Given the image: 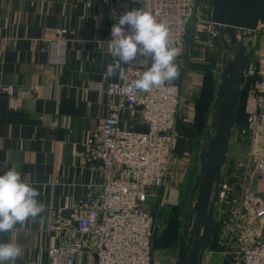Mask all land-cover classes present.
<instances>
[{
    "label": "crops",
    "instance_id": "crops-1",
    "mask_svg": "<svg viewBox=\"0 0 264 264\" xmlns=\"http://www.w3.org/2000/svg\"><path fill=\"white\" fill-rule=\"evenodd\" d=\"M109 13L104 0H0V175L15 167L45 204V212L25 230L0 233V241L14 240L23 248L16 264H47L49 248L84 239L76 231V216L95 206L104 182L101 151L88 140L108 116L106 90H89V84L118 79L105 75L112 61L106 43ZM54 32H62L64 65L50 61ZM188 77L179 84V154L206 132L205 113L200 116L199 103L192 101L200 86L193 80L200 77L194 72ZM8 87L15 90L14 103ZM204 87L210 104L216 92L210 82ZM246 101L247 106L249 97ZM120 128L145 131L140 110L123 112ZM254 189L264 195V185L255 182ZM77 260L93 264L92 246Z\"/></svg>",
    "mask_w": 264,
    "mask_h": 264
},
{
    "label": "built area",
    "instance_id": "built-area-1",
    "mask_svg": "<svg viewBox=\"0 0 264 264\" xmlns=\"http://www.w3.org/2000/svg\"><path fill=\"white\" fill-rule=\"evenodd\" d=\"M200 1L104 0L110 7L109 40L111 28L121 14L145 7L168 25L170 40L184 53ZM262 32L264 17L257 27V35ZM54 35L56 41L52 44L50 61L54 65H64L66 52L62 32H54ZM123 67L127 81L118 78L115 82L89 84V90L105 89L108 95V116L97 136L88 140V145L97 146L101 151L104 182L95 206L76 216V231L84 239L49 248L47 264H80L77 258L89 246L94 252L93 264L153 262L156 219L145 206L151 192L164 186L173 163L181 86L173 81L153 88L150 93L127 92L128 85L145 69L138 62ZM249 81L252 84L248 92L246 122L238 134L241 137L251 133L253 141L259 140L260 154L253 175L241 185V192L245 205L252 209V220L263 229L252 246L226 253L221 264H264V195L254 189L255 182L264 185V53L256 60L252 57L245 85ZM5 92L14 103V88L8 87ZM139 106L143 108L140 114L145 131L121 129L122 113ZM235 131L236 127L234 135Z\"/></svg>",
    "mask_w": 264,
    "mask_h": 264
},
{
    "label": "rangeland",
    "instance_id": "rangeland-1",
    "mask_svg": "<svg viewBox=\"0 0 264 264\" xmlns=\"http://www.w3.org/2000/svg\"><path fill=\"white\" fill-rule=\"evenodd\" d=\"M212 6L213 0L200 1L193 19L196 22L195 44L193 47L188 44L184 53L177 58L180 74L175 80L181 84L185 79L188 80L191 72L199 75L200 80H193L200 83L197 89L199 93L192 101L199 103L200 116L205 113L206 125L203 131L209 130L211 134L216 115L213 111L215 97L210 96L209 104L205 93L207 87L204 86L210 82L212 91L216 92L220 74L227 61L232 58V54L225 49L220 39L217 42L214 40V36L218 34L211 27ZM263 34L262 32L258 35L254 41V60L258 59L260 45L264 44ZM247 86L250 91L249 83L243 90ZM246 102L245 98L241 100L235 135L233 134L227 162L221 173V192L215 208V217L218 220L216 237L205 255L204 264H221L226 253L249 248L262 235L263 227L252 220V209L245 205L241 192V185L253 175L256 158L260 154L259 140L253 141L251 133L241 137L238 134L245 122ZM190 145L186 152L174 153L164 186L151 192L145 206L156 219L152 264H175L174 251L178 249L180 237L185 232V218L193 215L197 197H193L192 191L201 174V147L196 142Z\"/></svg>",
    "mask_w": 264,
    "mask_h": 264
},
{
    "label": "water",
    "instance_id": "water-1",
    "mask_svg": "<svg viewBox=\"0 0 264 264\" xmlns=\"http://www.w3.org/2000/svg\"><path fill=\"white\" fill-rule=\"evenodd\" d=\"M263 17L264 0H213L211 27L218 34L214 40L220 39L232 58L220 74L215 93L213 133L207 130L202 134V140L196 142L201 147V174L192 191L197 202L193 215L186 219L178 249L174 251L175 264H204L205 255L215 241L218 224L215 208L221 192V173L239 117L253 44L258 36L257 27ZM195 37L196 22H193L189 31L191 47L195 44ZM136 108L143 109L141 106Z\"/></svg>",
    "mask_w": 264,
    "mask_h": 264
},
{
    "label": "clouds",
    "instance_id": "clouds-1",
    "mask_svg": "<svg viewBox=\"0 0 264 264\" xmlns=\"http://www.w3.org/2000/svg\"><path fill=\"white\" fill-rule=\"evenodd\" d=\"M112 61L106 64L105 75L127 81L123 65L138 62L145 69L125 89L127 92L150 93L153 88L175 81L180 74L176 62L182 49L170 40L169 27L151 11L136 8L121 14L111 28L106 42ZM40 192L15 167L0 175V233L25 230L45 212L38 200ZM19 225V228H17ZM24 254L14 240L0 241V264H16Z\"/></svg>",
    "mask_w": 264,
    "mask_h": 264
},
{
    "label": "trees",
    "instance_id": "trees-1",
    "mask_svg": "<svg viewBox=\"0 0 264 264\" xmlns=\"http://www.w3.org/2000/svg\"><path fill=\"white\" fill-rule=\"evenodd\" d=\"M188 44H189V43H188ZM248 83H249V85H250V84H252V81H249ZM245 86H246V85H245ZM248 89H249V88H248V86H247V88H245V89L242 91V98H241L242 101H243L244 98L247 99V97H248V92H249ZM240 108H241V107H240ZM239 114H240V113H239ZM244 117H245L244 119H245V122H246V113H245V116H244ZM178 118H179V117H178ZM238 119H239V118H238ZM245 122H244V123H245ZM242 126H243V125H242ZM242 126H241V127H242Z\"/></svg>",
    "mask_w": 264,
    "mask_h": 264
},
{
    "label": "flooded vegetation",
    "instance_id": "flooded-vegetation-1",
    "mask_svg": "<svg viewBox=\"0 0 264 264\" xmlns=\"http://www.w3.org/2000/svg\"><path fill=\"white\" fill-rule=\"evenodd\" d=\"M203 137H204V136L202 135L200 139L202 140ZM186 219H187V217L185 218V221H186Z\"/></svg>",
    "mask_w": 264,
    "mask_h": 264
}]
</instances>
